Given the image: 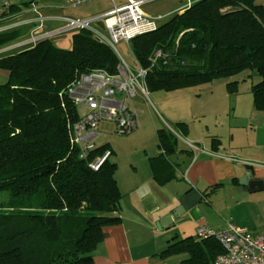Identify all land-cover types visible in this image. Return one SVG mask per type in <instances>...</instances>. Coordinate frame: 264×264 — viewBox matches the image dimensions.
<instances>
[{
    "label": "trees",
    "instance_id": "16d2710c",
    "mask_svg": "<svg viewBox=\"0 0 264 264\" xmlns=\"http://www.w3.org/2000/svg\"><path fill=\"white\" fill-rule=\"evenodd\" d=\"M18 35V28L0 32V46ZM71 41L65 49L46 37L0 53V69L8 72L0 83V264H93L104 227L121 222L113 150L106 143L82 156L71 143L80 112L69 93L81 74H116L120 59L88 29L72 31ZM131 45L149 69L150 92H179L250 70L254 105L264 111V0H193ZM156 50L165 57L153 62ZM237 83L227 84L230 93ZM177 124L187 133V124ZM157 134L163 153L150 160L154 178L165 184L176 177L166 156L177 151L178 137L164 127ZM219 144L213 139L214 148ZM107 150L111 155L93 169ZM223 252L215 237L195 235L171 239L160 255L214 264Z\"/></svg>",
    "mask_w": 264,
    "mask_h": 264
},
{
    "label": "crops",
    "instance_id": "0c3cea01",
    "mask_svg": "<svg viewBox=\"0 0 264 264\" xmlns=\"http://www.w3.org/2000/svg\"><path fill=\"white\" fill-rule=\"evenodd\" d=\"M125 1L83 0L74 6L68 0L59 4L34 0L23 6L20 0H13L12 7L15 12H34L30 6L35 4L42 15L59 16L67 11L72 16L89 17ZM186 3L187 0H149L143 10L151 15L170 17L181 11ZM168 99L163 93L156 98L163 112L158 111L160 119L165 122L166 115L175 123L187 124L185 118H176L168 111L165 104ZM210 110L217 116L215 123L225 114H229V118L222 123V128L219 122L213 133L208 131L206 137L188 130L190 138L176 135L178 149L166 156L176 177L167 183L161 184L154 178L150 160L163 153L159 146L153 148L145 143L142 146L144 158L129 153V163H118L116 178L123 193L121 222L104 227V238L94 251L93 264H181L184 255L162 257L160 253L171 239L195 236L200 225L218 231L234 223L253 232L264 231V189L252 191L239 182L247 170H253L257 177H264V111L254 105L252 83L243 87L238 83L235 93H219ZM137 134L142 135L143 131ZM213 139L220 141L219 147L212 146ZM188 141L198 144L201 150L191 148ZM191 188L198 190L202 200L176 218L174 224L159 229V220L173 213L180 205L181 197Z\"/></svg>",
    "mask_w": 264,
    "mask_h": 264
},
{
    "label": "built area",
    "instance_id": "2783aa9c",
    "mask_svg": "<svg viewBox=\"0 0 264 264\" xmlns=\"http://www.w3.org/2000/svg\"><path fill=\"white\" fill-rule=\"evenodd\" d=\"M12 1L0 0L3 14L12 15ZM20 1L21 3H31L34 0ZM148 1L126 0L121 4H115L113 8L104 13L89 17L42 15L37 5L31 4V11L36 12L37 15L23 20L21 24L38 23L32 33L46 27L47 23L58 20L62 24L55 29L38 32L39 34L37 33L29 39L0 50V53H3L34 44L42 38L55 34L88 29L96 39L109 44L117 53L120 63L116 74L96 69L81 74L70 86V96L80 112V119L71 127L70 139L73 145L81 147L82 156H86L87 152L96 146L94 140L104 123L113 124L115 130L120 134L131 132L141 126L139 110L134 103L135 98L139 96L141 99H145L148 104L150 91L146 84V75L149 69L142 66L136 57L137 67L130 65L120 55L117 45L121 41L130 43L135 36L158 27L160 20L165 16L144 12L143 6ZM68 2L76 6L83 0H68ZM192 2L193 0H187L185 7L191 5ZM160 57H165V55L161 50H156L153 62H156ZM187 143L191 148L201 150V147L195 142L188 141ZM110 155V150H107L96 158L91 167L97 170ZM229 159L237 161L234 157ZM196 235L199 238L215 237L222 244L224 252L217 255L214 264H264V231L253 232L246 227L229 223L226 228L218 231L212 230L206 225H200Z\"/></svg>",
    "mask_w": 264,
    "mask_h": 264
},
{
    "label": "rangeland",
    "instance_id": "374dc122",
    "mask_svg": "<svg viewBox=\"0 0 264 264\" xmlns=\"http://www.w3.org/2000/svg\"><path fill=\"white\" fill-rule=\"evenodd\" d=\"M65 0H38L39 3L47 4V3H62ZM67 3V2H66ZM70 12V11H69ZM69 14V15H66ZM37 15L34 12L30 11H18L13 12L12 15H3V10L0 8V32H5L12 29H17L19 35L11 42L7 43L4 46H0V50L6 47L14 46L21 41L31 38L33 35L38 32H43L49 29H55L59 27L62 22L54 21L50 26L44 27L40 29L38 32L32 33V30L38 23L34 24H21L23 20L31 18L32 16ZM58 15H66L72 16L73 14L67 13H59ZM76 17V16H72ZM168 17H165L160 21V23L168 20ZM39 34V33H38ZM54 44L60 48L69 49L72 46L71 41V32H65L60 34H55L50 37ZM117 49L120 55L133 67H137V63L135 60L134 53L132 51L131 42L127 43L125 41H121L117 45ZM13 50V49H12ZM10 51V50H8ZM7 52V51H5ZM3 52V53H5ZM253 71L245 70L241 73L234 74L226 77L215 78L212 82L208 84H204L194 88H188L185 90H181L179 92L169 93L163 90L151 91L149 93V101L148 105L150 107V111L146 104L145 99H141V97L135 98V106L141 111L139 112V118L141 122V126L132 130L131 132L120 134L115 130V126L111 123H104L102 128L99 131L98 136L94 140V144L102 145L108 142L110 148L116 152L113 153L112 159L117 162L129 163L128 154H132L134 157L144 158V147L143 144L148 143L150 146L155 148L158 146L157 141V129L158 128H166L173 133H175L179 138H190V134L186 133L183 129L179 127L175 121L170 119L165 115V122L160 119L158 116V111H161L160 105L157 103L156 98L160 94H164L168 101L165 103L167 105L168 111L176 116V118H185L187 121L188 129L186 130L195 133L197 136L206 137L209 134L213 133L218 123L220 122V128H222V123L227 121L229 118V114H225L221 118H219L218 122L215 123L217 116L214 112L210 110V105L217 101L219 97V93L222 95L227 94L228 87L227 84L230 82L237 81L239 86H249L252 83V77L250 74ZM8 72L0 69V83H4L7 81ZM237 83V84H238ZM169 95V96H167ZM163 113V112H162ZM147 118L148 122H146ZM179 120V119H177ZM186 124V123H185ZM167 125V127L165 126ZM219 128V129H220ZM143 131V134H137L138 132ZM208 131H211L208 134ZM180 146L183 147V141H180ZM151 148V147H149ZM136 150V152H135ZM147 155V154H146ZM185 257V255H184Z\"/></svg>",
    "mask_w": 264,
    "mask_h": 264
},
{
    "label": "water",
    "instance_id": "95a60500",
    "mask_svg": "<svg viewBox=\"0 0 264 264\" xmlns=\"http://www.w3.org/2000/svg\"><path fill=\"white\" fill-rule=\"evenodd\" d=\"M239 182L244 188H248L252 191L264 189V177H257L253 170H247L242 177H240ZM201 200L202 196L198 190L191 188L181 197V203L173 210V213L159 220L157 227L162 229L163 227L174 224L176 218H179L187 209L192 208Z\"/></svg>",
    "mask_w": 264,
    "mask_h": 264
}]
</instances>
